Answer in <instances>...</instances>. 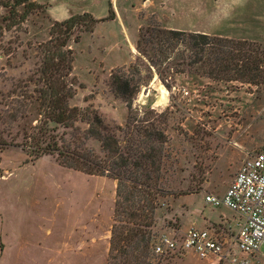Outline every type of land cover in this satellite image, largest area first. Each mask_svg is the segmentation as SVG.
Returning a JSON list of instances; mask_svg holds the SVG:
<instances>
[{"label": "rangeland", "instance_id": "1", "mask_svg": "<svg viewBox=\"0 0 264 264\" xmlns=\"http://www.w3.org/2000/svg\"><path fill=\"white\" fill-rule=\"evenodd\" d=\"M37 1L46 7L0 37V130L9 131L19 143L0 149V264H105L115 181L63 167L51 155L32 157L31 149L23 146L25 133H32L39 119L31 80L39 63L38 43L49 38L55 20L69 14L89 11L101 17L109 5L117 12L119 25L118 20L99 22L93 32H81L78 42H69L74 51L70 77L76 93L68 104L79 109V118L71 127L49 122L62 148L102 154L100 142L87 133L83 119L91 113L84 108H95L103 124L121 136L115 126H124L127 109L110 92L106 79L110 71L141 63L135 47L140 27L204 32L264 45V0H246L244 7L219 24L220 17L229 16L234 0ZM6 13L0 7V15ZM166 56L151 69V81L148 72L133 75L141 83L133 107L152 104L167 115L159 182L164 193L158 196L154 213L153 244L177 228L190 207L207 218L217 216L221 208L228 212L205 204L204 191L222 193L235 169L264 143V87L255 91L247 83L214 81L194 71L173 74L168 67L176 54L167 51ZM159 70L169 87L158 77ZM157 84L166 89L164 104H156ZM144 87L149 91L143 95ZM43 140L44 136H38L34 144ZM212 225L218 224L206 226ZM259 251L264 254V242ZM180 257L154 254L150 260L177 264ZM199 259L188 253L184 264H202Z\"/></svg>", "mask_w": 264, "mask_h": 264}, {"label": "trees", "instance_id": "2", "mask_svg": "<svg viewBox=\"0 0 264 264\" xmlns=\"http://www.w3.org/2000/svg\"><path fill=\"white\" fill-rule=\"evenodd\" d=\"M20 6L22 10L18 9ZM0 7L7 9L6 14L0 15L3 21L0 23L1 37L4 31L21 26L30 14L46 5L36 0H0ZM113 18L114 11L109 5L107 14L100 18L84 11L52 23L49 38L37 45L39 63L31 80L37 93L39 119L32 133H25L23 146L31 149L28 154L32 157L51 155L63 167L114 180L115 197L105 264H153L150 260L154 255L152 227L159 206L158 196L164 193L159 182L167 141V115L152 104L140 109L133 107L141 86L140 77H134V73L148 72L147 78L151 81V69L160 65L170 51L177 57L172 66H167L173 74L194 71L214 81L247 83L260 91L264 87V45L259 41L204 32L149 25L140 27L136 57L139 59L141 55V63H130L110 71L106 79L110 92L121 99L127 109L124 126H115L121 136L109 130L97 110L89 106L84 110L91 113V117L83 120L88 124L89 136L100 142L102 154L93 149L62 148L56 135L51 133L53 129L49 122L71 127L80 113L76 106L68 104V99L76 93L70 77L74 51L69 42H78L81 32L92 31L96 23ZM157 74L169 87L163 71L159 70ZM38 136H44V140L34 144ZM13 145L19 143L11 133L0 130V149Z\"/></svg>", "mask_w": 264, "mask_h": 264}, {"label": "built area", "instance_id": "3", "mask_svg": "<svg viewBox=\"0 0 264 264\" xmlns=\"http://www.w3.org/2000/svg\"><path fill=\"white\" fill-rule=\"evenodd\" d=\"M203 202L228 208L235 228L223 221L183 231L171 228L153 244V253L166 258L190 250L199 257L212 255L219 264H264L259 251L264 242V143L242 161L222 193L205 191Z\"/></svg>", "mask_w": 264, "mask_h": 264}, {"label": "crops", "instance_id": "4", "mask_svg": "<svg viewBox=\"0 0 264 264\" xmlns=\"http://www.w3.org/2000/svg\"><path fill=\"white\" fill-rule=\"evenodd\" d=\"M37 1V0H36ZM37 2H39V3H42V2H40V1H37ZM52 8V7H51ZM107 9H108V7H107ZM113 9V8H112ZM113 11H114V9H113ZM84 12V11H83ZM87 12H89V11H87ZM81 13V12H80ZM91 13V12H90ZM63 14V13H62ZM64 14H66V13H64ZM92 14V13H91ZM107 14V13H106ZM59 15V14H58ZM57 15V16H58ZM61 15V14H60ZM70 15V14H69ZM68 15V16H69ZM67 16V17H68ZM105 16V15H104ZM101 17H103V16H101ZM96 18H100V17H96ZM113 20H118V25H119V19H118V17H117V12L115 13V11H114V18L113 19H110V20H106V21H113ZM103 22V21H102ZM99 23V22H98ZM121 23V22H120ZM96 25H97V23L95 24V26L93 27V30L92 31H86V32H93L94 31V29H95V27H96ZM122 25V24H121ZM135 47H136V41H135ZM233 170H234V168H233ZM237 170V168L235 169V171ZM205 188V185L203 184L202 185V189L201 190H203ZM200 190V191H201ZM199 191V192H200ZM205 192V191H204ZM220 207H223V208H225L228 212H225V211H222V208L220 209V213L217 215V216H208V218L205 216V215H203L204 213H203V211H194L191 207L190 208H188V210H187V212H185V214H182L181 215V218H180V220H179V226L176 228V227H174V228H176V229H179V230H181V231H183V230H185V229H187V228H189V227H196V228H204V227H207L206 225L208 224V225H210V224H213V223H221L222 221L224 222V223H226V224H229V225H231L233 228H235V221L232 219V212L228 209V208H226V207H224V206H220ZM193 211H194V214H193ZM173 228V227H172ZM170 233H171V231H170ZM170 233H168V235L170 234ZM167 235V236H168ZM193 251H190V250H188V251H185L182 255H183V257H180V258H178L177 259V264H184L185 263V261H184V259L187 257V254L188 253H192ZM194 253V252H193ZM196 254V253H195ZM181 255V256H182ZM197 255V254H196ZM198 256V255H197ZM199 257V256H198ZM213 257V259H211ZM199 261H200V263H202V264H219L218 263V261H217V259L214 257V256H212V255H209V256H206V257H200V259H199Z\"/></svg>", "mask_w": 264, "mask_h": 264}, {"label": "clouds", "instance_id": "5", "mask_svg": "<svg viewBox=\"0 0 264 264\" xmlns=\"http://www.w3.org/2000/svg\"><path fill=\"white\" fill-rule=\"evenodd\" d=\"M246 4V0H234V4L232 6V9L229 13V16L227 17H220L217 21V24L223 23L225 20L230 19L232 14L238 9L244 7ZM212 27L217 26L216 24L211 25Z\"/></svg>", "mask_w": 264, "mask_h": 264}, {"label": "bare ground", "instance_id": "6", "mask_svg": "<svg viewBox=\"0 0 264 264\" xmlns=\"http://www.w3.org/2000/svg\"><path fill=\"white\" fill-rule=\"evenodd\" d=\"M156 88H157V91L159 92V97H158V100L156 101V104L157 103L164 104L163 102L166 101V96H167L166 95V89L161 84H157Z\"/></svg>", "mask_w": 264, "mask_h": 264}, {"label": "water", "instance_id": "7", "mask_svg": "<svg viewBox=\"0 0 264 264\" xmlns=\"http://www.w3.org/2000/svg\"><path fill=\"white\" fill-rule=\"evenodd\" d=\"M148 91H149V87H144L142 94L143 95L147 94Z\"/></svg>", "mask_w": 264, "mask_h": 264}]
</instances>
